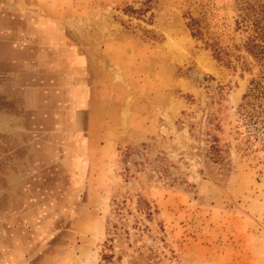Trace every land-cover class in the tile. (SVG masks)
<instances>
[{
	"label": "rangeland",
	"instance_id": "374dc122",
	"mask_svg": "<svg viewBox=\"0 0 264 264\" xmlns=\"http://www.w3.org/2000/svg\"><path fill=\"white\" fill-rule=\"evenodd\" d=\"M251 10L0 0V264H264Z\"/></svg>",
	"mask_w": 264,
	"mask_h": 264
},
{
	"label": "trees",
	"instance_id": "16d2710c",
	"mask_svg": "<svg viewBox=\"0 0 264 264\" xmlns=\"http://www.w3.org/2000/svg\"><path fill=\"white\" fill-rule=\"evenodd\" d=\"M251 11L253 14L247 11L246 16L251 22V30L253 33L245 41L244 46L245 50L250 53L253 58L261 61L264 60V23L260 20V17L256 15L254 10ZM196 25L197 21L195 19H190L187 23V27L192 36H199L201 34ZM250 85L249 92L243 95V100L247 97H251L254 90L258 89L260 80H252Z\"/></svg>",
	"mask_w": 264,
	"mask_h": 264
}]
</instances>
